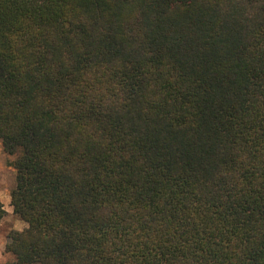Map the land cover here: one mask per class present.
<instances>
[{
    "label": "trees",
    "instance_id": "obj_1",
    "mask_svg": "<svg viewBox=\"0 0 264 264\" xmlns=\"http://www.w3.org/2000/svg\"><path fill=\"white\" fill-rule=\"evenodd\" d=\"M0 143L6 264H264V0H0Z\"/></svg>",
    "mask_w": 264,
    "mask_h": 264
},
{
    "label": "rangeland",
    "instance_id": "obj_2",
    "mask_svg": "<svg viewBox=\"0 0 264 264\" xmlns=\"http://www.w3.org/2000/svg\"><path fill=\"white\" fill-rule=\"evenodd\" d=\"M16 158L17 156L7 155L0 143V205L4 211V215L0 220V239L4 238L6 240L10 232L17 231L15 229L24 230V227H27L23 221L14 215L11 207L10 195L16 186V172L12 167V163ZM5 211H9V213Z\"/></svg>",
    "mask_w": 264,
    "mask_h": 264
},
{
    "label": "crops",
    "instance_id": "obj_3",
    "mask_svg": "<svg viewBox=\"0 0 264 264\" xmlns=\"http://www.w3.org/2000/svg\"><path fill=\"white\" fill-rule=\"evenodd\" d=\"M5 212L9 213V211H5ZM24 228L26 229L27 227H24ZM15 230L23 231L21 229H15ZM7 241H8V236H7V240L4 239V238L0 239V264H2V263L6 264V263H8V260H10L9 262H11L13 260V257L11 255L5 253V248H6V245H7L6 244Z\"/></svg>",
    "mask_w": 264,
    "mask_h": 264
}]
</instances>
